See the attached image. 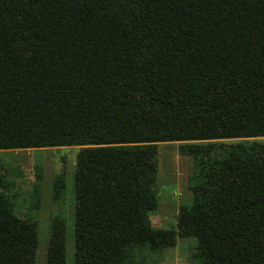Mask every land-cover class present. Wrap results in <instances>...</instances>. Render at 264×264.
Masks as SVG:
<instances>
[{
    "label": "trees",
    "instance_id": "16d2710c",
    "mask_svg": "<svg viewBox=\"0 0 264 264\" xmlns=\"http://www.w3.org/2000/svg\"><path fill=\"white\" fill-rule=\"evenodd\" d=\"M167 141L203 142L180 149L175 229L135 172ZM59 146L78 147L72 264H148L177 236L195 264H264V0H0V149ZM14 173L0 164V264H34ZM64 232L52 217L44 264H65Z\"/></svg>",
    "mask_w": 264,
    "mask_h": 264
},
{
    "label": "rangeland",
    "instance_id": "374dc122",
    "mask_svg": "<svg viewBox=\"0 0 264 264\" xmlns=\"http://www.w3.org/2000/svg\"><path fill=\"white\" fill-rule=\"evenodd\" d=\"M237 140L222 139L221 141L235 143ZM198 142L167 141L155 143L156 154L149 164L143 161L141 155H136V175L142 176L143 171L149 169L152 173L148 172L150 173L148 176H152L156 182L157 206L149 215L154 227L175 229V215L178 205L191 202L192 195L188 189L187 180L192 173L193 161L190 155L180 153V149L185 144L193 146V144L203 143ZM77 151V146L0 149V164L4 168H12L16 171V174H12L14 181L18 184L19 191L27 195V200L23 196L15 199V210L22 215L32 217L37 222L34 264H44L50 220L54 216L64 220L65 264H72L73 262L74 200L72 174ZM138 151L141 152V150ZM35 175H38V180L35 179ZM57 176L63 178L64 187L54 198L52 184ZM33 185L36 187V193L32 195ZM30 200H34V203L29 202ZM195 245V238L177 236L174 246L164 249L162 253L153 256L152 260L147 261V263L195 264L191 258Z\"/></svg>",
    "mask_w": 264,
    "mask_h": 264
}]
</instances>
